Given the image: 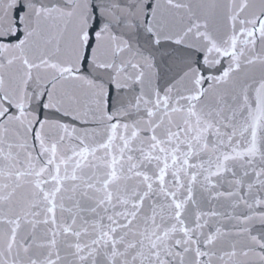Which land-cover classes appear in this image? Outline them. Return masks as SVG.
Listing matches in <instances>:
<instances>
[{
  "label": "snow or ice",
  "instance_id": "6c2138e0",
  "mask_svg": "<svg viewBox=\"0 0 264 264\" xmlns=\"http://www.w3.org/2000/svg\"><path fill=\"white\" fill-rule=\"evenodd\" d=\"M0 264H264V0H0Z\"/></svg>",
  "mask_w": 264,
  "mask_h": 264
},
{
  "label": "water",
  "instance_id": "95a60500",
  "mask_svg": "<svg viewBox=\"0 0 264 264\" xmlns=\"http://www.w3.org/2000/svg\"><path fill=\"white\" fill-rule=\"evenodd\" d=\"M18 14H22V10L21 9H17ZM158 63L160 66V72L161 74L167 72L168 70V64L170 63V60L168 58V56H163L162 58H158Z\"/></svg>",
  "mask_w": 264,
  "mask_h": 264
}]
</instances>
